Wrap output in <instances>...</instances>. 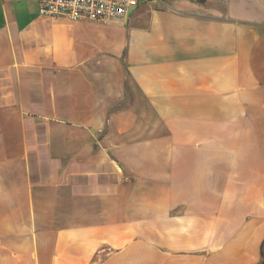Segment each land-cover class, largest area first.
Wrapping results in <instances>:
<instances>
[{"label":"crops","instance_id":"obj_1","mask_svg":"<svg viewBox=\"0 0 264 264\" xmlns=\"http://www.w3.org/2000/svg\"><path fill=\"white\" fill-rule=\"evenodd\" d=\"M162 1L0 0V264H264V0Z\"/></svg>","mask_w":264,"mask_h":264},{"label":"built area","instance_id":"obj_2","mask_svg":"<svg viewBox=\"0 0 264 264\" xmlns=\"http://www.w3.org/2000/svg\"><path fill=\"white\" fill-rule=\"evenodd\" d=\"M140 0H39L42 15L65 17L72 21L107 22L126 15ZM162 4V0H155Z\"/></svg>","mask_w":264,"mask_h":264},{"label":"trees","instance_id":"obj_3","mask_svg":"<svg viewBox=\"0 0 264 264\" xmlns=\"http://www.w3.org/2000/svg\"><path fill=\"white\" fill-rule=\"evenodd\" d=\"M261 253H262V257H264V256H263V251H262ZM262 259H263V258H262ZM262 262H263V260H262Z\"/></svg>","mask_w":264,"mask_h":264}]
</instances>
